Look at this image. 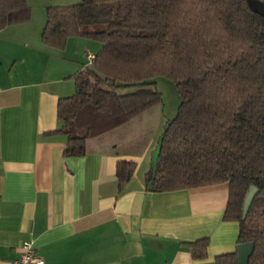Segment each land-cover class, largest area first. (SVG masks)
<instances>
[{
	"label": "trees",
	"instance_id": "16d2710c",
	"mask_svg": "<svg viewBox=\"0 0 264 264\" xmlns=\"http://www.w3.org/2000/svg\"><path fill=\"white\" fill-rule=\"evenodd\" d=\"M29 16L27 0H0V29ZM71 36L101 46L72 75L74 93L58 99L56 130L67 135L63 153L82 155L87 138L160 105L155 78L171 79L181 100L160 134L149 189L227 182L223 218L238 222L237 244L252 243L246 264H264V15L246 0L48 5L42 42L64 48ZM134 166L117 163L120 188ZM252 186L257 193L243 217ZM206 245V239L194 242V254H203ZM216 264H238L237 253L218 255Z\"/></svg>",
	"mask_w": 264,
	"mask_h": 264
},
{
	"label": "crops",
	"instance_id": "0c3cea01",
	"mask_svg": "<svg viewBox=\"0 0 264 264\" xmlns=\"http://www.w3.org/2000/svg\"><path fill=\"white\" fill-rule=\"evenodd\" d=\"M70 1L27 0L29 18L0 29V264H13L25 240L43 264H216L236 252L239 224L223 218L227 182L149 189L166 123L156 107L87 138L82 155L63 153L58 99L74 93L72 75L101 46L80 36L64 48L42 42L46 7ZM122 160L135 166L120 188Z\"/></svg>",
	"mask_w": 264,
	"mask_h": 264
},
{
	"label": "rangeland",
	"instance_id": "374dc122",
	"mask_svg": "<svg viewBox=\"0 0 264 264\" xmlns=\"http://www.w3.org/2000/svg\"><path fill=\"white\" fill-rule=\"evenodd\" d=\"M79 1L80 0H75L73 2L70 1V3H75ZM92 41H94V43L99 44L100 46L99 41L94 40V39ZM69 51L70 49H68V52ZM155 80H156L157 89L161 92V96H162L161 104L158 106H155L156 107L155 109H157L156 112H159L158 113L159 121L162 123L164 121L171 119L176 114L181 97H180V93H179V90L176 84L171 79L160 75V76H157ZM119 90L122 91V89H119ZM150 152L151 153L153 152V147L150 148Z\"/></svg>",
	"mask_w": 264,
	"mask_h": 264
},
{
	"label": "water",
	"instance_id": "95a60500",
	"mask_svg": "<svg viewBox=\"0 0 264 264\" xmlns=\"http://www.w3.org/2000/svg\"><path fill=\"white\" fill-rule=\"evenodd\" d=\"M246 1L252 10L258 12L261 15H264V1L262 0H246ZM256 193H257V188L255 186H252L249 189L244 200L243 217L247 214L250 204ZM252 247L253 245L251 242H243V243H238L236 245L238 264L247 263L248 257L252 251Z\"/></svg>",
	"mask_w": 264,
	"mask_h": 264
},
{
	"label": "built area",
	"instance_id": "2783aa9c",
	"mask_svg": "<svg viewBox=\"0 0 264 264\" xmlns=\"http://www.w3.org/2000/svg\"><path fill=\"white\" fill-rule=\"evenodd\" d=\"M86 56L88 61L93 58L91 53ZM13 264H43V259L37 255L32 240H25L21 243L19 255L13 261Z\"/></svg>",
	"mask_w": 264,
	"mask_h": 264
}]
</instances>
